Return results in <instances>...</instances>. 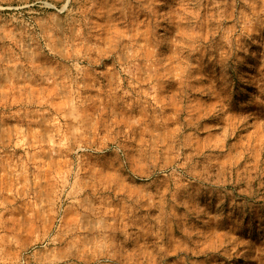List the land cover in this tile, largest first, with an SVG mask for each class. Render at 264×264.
Returning a JSON list of instances; mask_svg holds the SVG:
<instances>
[{
  "label": "rangeland",
  "instance_id": "1",
  "mask_svg": "<svg viewBox=\"0 0 264 264\" xmlns=\"http://www.w3.org/2000/svg\"><path fill=\"white\" fill-rule=\"evenodd\" d=\"M0 264H264V0H0Z\"/></svg>",
  "mask_w": 264,
  "mask_h": 264
}]
</instances>
